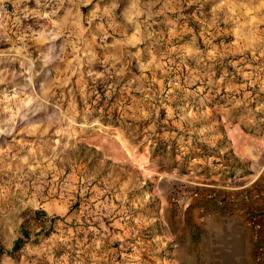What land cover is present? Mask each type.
Listing matches in <instances>:
<instances>
[{"label": "rangeland", "instance_id": "rangeland-1", "mask_svg": "<svg viewBox=\"0 0 264 264\" xmlns=\"http://www.w3.org/2000/svg\"><path fill=\"white\" fill-rule=\"evenodd\" d=\"M256 146L264 0H0V264H154L230 210L264 243Z\"/></svg>", "mask_w": 264, "mask_h": 264}, {"label": "crops", "instance_id": "crops-1", "mask_svg": "<svg viewBox=\"0 0 264 264\" xmlns=\"http://www.w3.org/2000/svg\"><path fill=\"white\" fill-rule=\"evenodd\" d=\"M225 135L228 137L230 151L239 159H249L245 144L251 138L246 134L236 137L227 130ZM253 181H256L253 184L256 190L252 194L258 199L252 209L257 210L264 204V162L256 166L250 182ZM230 213L232 215L226 218L214 214L217 219L223 218L224 221H200L197 224L198 238L195 240L187 239L182 243L170 239L169 234L167 245L171 246V253L161 256L160 260L152 258L154 264H264V243L253 244L249 239V226L240 222L236 211L230 210ZM258 231L264 236V223L262 226L258 224Z\"/></svg>", "mask_w": 264, "mask_h": 264}, {"label": "trees", "instance_id": "trees-1", "mask_svg": "<svg viewBox=\"0 0 264 264\" xmlns=\"http://www.w3.org/2000/svg\"><path fill=\"white\" fill-rule=\"evenodd\" d=\"M105 88L104 87H96V89H94V93L97 94V99L95 100L94 97L92 98V101H94L95 103V108L96 107H101L102 105H106L107 102L105 101ZM103 112L106 113V110L103 109ZM112 114V113H111ZM114 115V114H112ZM33 216H44L45 213L42 210H34L30 212ZM20 234H21V238H18L17 240L14 241V243L12 244V248L11 251L6 252L7 255H12L13 252L18 251L22 244L29 238V234L27 233L26 230H24L23 228L20 230Z\"/></svg>", "mask_w": 264, "mask_h": 264}, {"label": "built area", "instance_id": "built-area-1", "mask_svg": "<svg viewBox=\"0 0 264 264\" xmlns=\"http://www.w3.org/2000/svg\"><path fill=\"white\" fill-rule=\"evenodd\" d=\"M252 154L257 156V157H264V146L263 147H254L252 149ZM252 198H256L255 195L252 196ZM264 218V205L260 207L259 209L253 211L250 216H249V222L252 225V230L254 233V238L256 237L257 234V222L259 219Z\"/></svg>", "mask_w": 264, "mask_h": 264}]
</instances>
